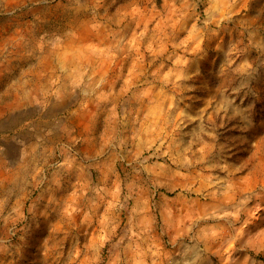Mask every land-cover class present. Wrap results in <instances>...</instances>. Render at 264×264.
<instances>
[{
  "label": "rangeland",
  "instance_id": "1",
  "mask_svg": "<svg viewBox=\"0 0 264 264\" xmlns=\"http://www.w3.org/2000/svg\"><path fill=\"white\" fill-rule=\"evenodd\" d=\"M5 146L0 264H264V0H0Z\"/></svg>",
  "mask_w": 264,
  "mask_h": 264
},
{
  "label": "crops",
  "instance_id": "2",
  "mask_svg": "<svg viewBox=\"0 0 264 264\" xmlns=\"http://www.w3.org/2000/svg\"><path fill=\"white\" fill-rule=\"evenodd\" d=\"M11 141V140H10ZM6 149H7V147L5 146V147H3V149L2 150H0V151H3V152H0L4 157H7L8 156V153H6ZM5 152V153H4Z\"/></svg>",
  "mask_w": 264,
  "mask_h": 264
}]
</instances>
